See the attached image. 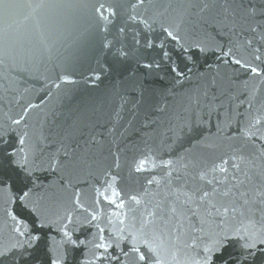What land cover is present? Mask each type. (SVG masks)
Instances as JSON below:
<instances>
[{"label":"water","instance_id":"water-1","mask_svg":"<svg viewBox=\"0 0 264 264\" xmlns=\"http://www.w3.org/2000/svg\"><path fill=\"white\" fill-rule=\"evenodd\" d=\"M249 7L264 8V0H0V130L13 146L27 134L25 152L38 146L48 169L38 173L35 197L53 225L34 256L55 254L61 224L77 239L71 264H99L91 254L101 242L97 225L106 238L125 225L162 233L166 264H191L214 232L264 226V145L260 133H246L264 114V76L215 51L231 47L237 59L260 63L245 41L264 43L250 27L264 16L253 18ZM163 28L210 49H192L197 65L187 79L142 66L159 59L143 47L145 37L184 60ZM120 47L131 53L122 65ZM141 83L149 89L143 95ZM57 158L60 166L48 168ZM13 195L0 194V247L24 242L12 222ZM25 217L21 231L32 223ZM239 251L240 241L228 248Z\"/></svg>","mask_w":264,"mask_h":264},{"label":"snow or ice","instance_id":"snow-or-ice-1","mask_svg":"<svg viewBox=\"0 0 264 264\" xmlns=\"http://www.w3.org/2000/svg\"><path fill=\"white\" fill-rule=\"evenodd\" d=\"M139 4L142 6L143 0H139ZM10 6L9 4L3 5V7ZM36 6L41 7L42 5ZM136 6L135 4L131 5L133 8ZM238 7L243 8L244 5L240 4ZM247 11L253 18L257 14L264 16V8L257 10L255 7H249ZM145 26L151 27L147 25V22H145ZM250 27L251 31L259 33V40L264 42V19L255 22ZM163 32L165 33V39L171 38L184 53V60L181 62L183 69H181V63H177L172 59V53L165 50L163 41L157 47L156 42L149 40L147 37L144 38L143 47L154 49L159 59L158 61L154 59L150 63L145 62L142 66L146 69L165 71L172 74L174 79H187V74L192 73V69L197 65L196 53H193L192 49H196L201 55H206L210 49L198 41L189 43L178 31L174 35L173 31L163 28ZM157 39L159 38L157 37ZM134 43L140 45L141 41L135 39ZM245 44L251 47V52L248 55L251 56L252 61H260L255 67L252 62L243 56L237 59L238 52H234L231 47L226 52L223 46L217 47L215 51L231 59L236 66H242L245 71L264 76V43L260 47H252L253 40L249 39L245 41ZM236 47L247 51L242 45ZM133 51L139 53L140 49L135 48ZM116 52L119 65H122L124 60H127L131 54L129 51H124L123 47L117 48ZM121 57H123V60H121ZM189 64L192 67H189ZM109 70H111V66H109ZM138 88L142 95L149 91L148 87L142 83L138 85ZM82 118V115L76 117L72 129L68 132L69 135H71L72 130L78 127ZM20 122L18 119L13 120V124L16 125H19ZM258 125L264 126V114H261L259 118L253 117L246 133L253 137H256V133H260L256 138L264 145V132L257 127ZM252 128H256V132L250 131ZM6 135V132L0 130V145H3V147H0V194L14 192V195L9 199L14 205L18 204V206L13 208L12 222L15 232L18 237L23 238L24 242L20 243L18 240L10 247H0V259L7 260L11 256L12 264H17V262L19 264H71V248L77 245V239L73 238V233L68 231L63 224L60 225L63 233L60 247L55 251V254L53 255L52 252L46 249L43 258L33 255L34 252L39 250L41 241L45 239L46 233L44 230L51 228L53 225L47 208L39 197H35V189L40 186L38 173L48 169L42 166L38 158V146H34L31 152H25L27 134L17 137L16 146L9 145L3 139ZM65 158H67V153H65ZM68 162L71 163L70 160ZM60 164L61 161L57 158L49 162L48 168L59 167ZM137 170L140 171L142 168ZM203 196L207 197L209 193L205 192ZM132 199L135 200L136 198L132 197ZM76 202L79 203L78 200ZM121 203L123 204V201ZM213 210H215L214 205ZM25 211L31 217L32 223L27 225L25 231H21L27 223ZM222 211L227 213L230 209L223 208ZM148 215L154 216L155 213H149ZM64 219L70 220L71 217L65 216ZM147 223H151V221ZM144 227L145 225H142L141 228H135L134 225L132 227L125 225L124 228L116 230L114 237L106 238L101 235L104 229L99 228L97 225V239L101 242L93 245L92 256L99 261V264H166L164 255L168 250L169 239L159 232L149 234L144 230ZM126 241L127 243H125ZM236 241H240V251L238 254L233 255L228 252V248ZM126 248L127 250H125ZM191 264H264V226L249 229L241 225L239 228L222 229L219 232L210 234L200 244L196 258L191 261Z\"/></svg>","mask_w":264,"mask_h":264}]
</instances>
